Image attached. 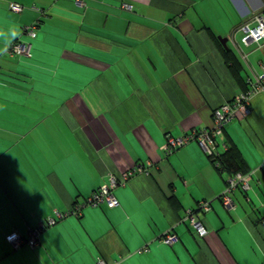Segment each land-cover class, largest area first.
<instances>
[{
  "label": "crops",
  "instance_id": "obj_1",
  "mask_svg": "<svg viewBox=\"0 0 264 264\" xmlns=\"http://www.w3.org/2000/svg\"><path fill=\"white\" fill-rule=\"evenodd\" d=\"M257 14L264 0H0V264H264V95L216 139L255 172L247 192L229 194L232 209L221 196L234 173L197 142L163 151L167 137L210 127L243 91L224 52L245 91L262 72L264 40L243 44L255 45L249 53L236 41ZM34 23L30 39L23 28ZM15 41L31 57H5ZM138 166L113 191L117 207H83L47 227L34 250L6 241ZM190 211L206 236L190 227ZM168 233L171 246L161 241Z\"/></svg>",
  "mask_w": 264,
  "mask_h": 264
},
{
  "label": "built area",
  "instance_id": "obj_2",
  "mask_svg": "<svg viewBox=\"0 0 264 264\" xmlns=\"http://www.w3.org/2000/svg\"><path fill=\"white\" fill-rule=\"evenodd\" d=\"M77 2L80 0H76ZM22 6L15 3L9 4V10L14 13L22 12ZM122 9L131 11V6L127 4L122 5ZM253 24V26H252ZM38 24L25 27L23 33L29 38L36 37V29ZM239 32L243 34L242 42L244 45L255 43L257 46L262 40H264V15L257 14L251 17L247 24H243L239 28ZM30 44L16 42L6 48L5 54L8 56H22L30 57ZM247 90L238 93L230 102L222 104L219 108L214 110L212 114V125L202 130H192L189 134L180 138L167 137L163 146V151L166 155H171L177 149L189 144L190 142H197L200 148L204 151L206 156L212 161L214 166L220 171L222 168L221 159L222 154L218 150V144L216 139L222 134L224 128L230 124L237 114L247 116L250 113L249 106L253 97L257 95H264V67L260 74H254L253 79L248 78L246 80ZM149 164L146 165L147 168ZM143 173V167H136L126 172H123L119 176L110 174L107 181L102 184L95 192H93L82 205H74L66 212H60L55 210L54 216L47 218L44 222L38 224V226L29 231L27 238L21 240L16 234L7 236L6 241L10 243L14 248L20 247L25 244L30 249L34 250L38 248L40 243V235L47 228L55 225L58 221L63 220L69 216H79L82 208L98 207L101 205H107L108 207L115 208L118 206V201L113 195V191L124 186L127 180L134 173ZM255 172H249L242 174L240 172L229 175L225 179L226 187L221 196V201L225 209L230 210L234 207L232 201L229 198V194L236 189H240L243 192H247L250 189V182ZM199 211L206 212L209 210L207 203H201L198 207ZM187 220H189L190 227L196 232L199 237H204L207 234L202 222L194 217L191 211L187 214ZM163 244L171 246L177 242V237L173 234H165L161 238ZM98 264H106L103 260H99ZM114 264V263H112Z\"/></svg>",
  "mask_w": 264,
  "mask_h": 264
},
{
  "label": "trees",
  "instance_id": "obj_3",
  "mask_svg": "<svg viewBox=\"0 0 264 264\" xmlns=\"http://www.w3.org/2000/svg\"><path fill=\"white\" fill-rule=\"evenodd\" d=\"M34 24H36V23H34ZM31 25H33V24H31ZM31 25H29V26H31ZM26 27H28V26H26ZM36 31H37V29H36ZM36 36H37V33H36ZM16 42H20V41H15L13 43H16ZM4 56L9 58V59L22 57V56H17V55L8 56L7 54H4ZM224 57H225V63L228 67V70H229L231 76L236 81L237 85L239 87H242V90H243L242 92H244L246 87H245V84L243 83V80H242V77L240 74L241 73V66L239 65V63L236 61V59L233 57V55L230 52H224ZM241 163H242V160H241L240 156L238 155V153H236V151L233 148H231L222 155V159H221L222 168L220 169V171L224 170L230 174L237 173V172H240L242 174H246L245 173L246 172L245 167Z\"/></svg>",
  "mask_w": 264,
  "mask_h": 264
},
{
  "label": "rangeland",
  "instance_id": "obj_4",
  "mask_svg": "<svg viewBox=\"0 0 264 264\" xmlns=\"http://www.w3.org/2000/svg\"><path fill=\"white\" fill-rule=\"evenodd\" d=\"M243 37V34L241 32L237 33L236 35V41L239 44V47L245 52L249 53L252 51V49L255 47V45L251 44L249 47H246L243 45L241 38ZM250 61L252 62V56L250 57Z\"/></svg>",
  "mask_w": 264,
  "mask_h": 264
},
{
  "label": "water",
  "instance_id": "obj_5",
  "mask_svg": "<svg viewBox=\"0 0 264 264\" xmlns=\"http://www.w3.org/2000/svg\"><path fill=\"white\" fill-rule=\"evenodd\" d=\"M221 43H222V46H223L224 48H227V47H226V40L221 41Z\"/></svg>",
  "mask_w": 264,
  "mask_h": 264
}]
</instances>
